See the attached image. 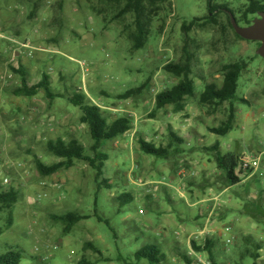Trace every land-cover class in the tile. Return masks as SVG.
<instances>
[{
    "label": "rangeland",
    "instance_id": "obj_1",
    "mask_svg": "<svg viewBox=\"0 0 264 264\" xmlns=\"http://www.w3.org/2000/svg\"><path fill=\"white\" fill-rule=\"evenodd\" d=\"M216 2L235 12L247 4L246 0ZM123 6L106 0H0V27L6 35L13 32L21 42L46 43L61 53L49 56L51 60L24 56L18 60L31 84L41 81L43 74L50 76L53 99L43 91L33 98L17 97L15 92L22 85L12 71L17 69L11 62L12 44L0 40V52L6 60L11 57L0 63V193L9 189L6 180L19 192L12 211L0 215V254L20 252V264H149L135 258L148 244L166 255L163 264H186L180 257L193 242L204 244L203 238L194 240L193 235L203 229L200 221L210 213L207 210L199 216L205 204L190 206L208 190L201 185L206 173L202 168L217 177L214 159L205 149L219 143L222 154L250 158L264 151V59L256 54L257 44L237 39L223 15L213 26L185 32L184 23L208 15L207 0H169L156 4L160 10L147 26L145 46L135 52L129 39L136 31L133 15L115 20ZM188 55L194 96L181 99L180 113L173 106L157 110V94L177 83L164 67L185 64ZM241 61L248 63V69L238 83L235 121L227 136H217L211 130L224 124L230 106L202 105L200 98L207 85L222 87L224 66ZM145 83V92L136 99H117ZM75 91L87 95L109 122L120 116L133 119L132 131L103 149L109 157L104 186L85 162L61 172L66 176L57 184L62 186L49 185L36 167L38 159L46 165L58 162L46 145L60 138L78 140L91 154L93 142L88 127L80 122L82 112L68 100ZM171 133L184 138L186 145L170 161L139 151L140 141L167 147ZM261 165L260 174L264 173V156ZM181 168L195 172L196 177L180 185L177 172ZM247 180L233 187L234 191L244 188ZM215 182L220 190L227 188L219 178ZM151 184L158 191H150ZM233 193L222 197L224 206L209 223L212 231L217 229L205 238L214 243V261L264 264V219L245 215L242 201L235 199L236 209L231 208ZM38 194L43 195L40 202L31 205L29 199ZM123 194L133 199L119 201ZM221 211L229 216L224 218ZM69 213L89 219L65 234V226L54 217ZM200 256L211 264L208 253Z\"/></svg>",
    "mask_w": 264,
    "mask_h": 264
},
{
    "label": "trees",
    "instance_id": "obj_2",
    "mask_svg": "<svg viewBox=\"0 0 264 264\" xmlns=\"http://www.w3.org/2000/svg\"><path fill=\"white\" fill-rule=\"evenodd\" d=\"M107 2L115 5H124L115 20L121 19L127 14H132L136 31L129 34L133 46V51H139L144 48L148 36L147 26L149 25L155 11L160 9L156 7L158 2L165 3L169 0H106ZM246 6L240 11L235 12L227 4H218L216 0H207L208 15L202 19L195 18L189 23L183 24L185 32L192 31L193 29H203L217 24L218 19L223 15L226 19L228 27L234 32L229 14H232L241 27L251 26L254 19L258 14L264 13V0H246ZM153 8V10L150 9ZM235 37L242 40L235 32ZM258 48L260 43H256ZM189 56V57H188ZM187 56L185 64L169 63L164 67V71L172 75L177 83L170 88H166L156 96L157 110H163L167 107L173 106L176 113L183 111L181 99L183 97L191 98L195 94L194 82L191 79L190 69V55ZM248 69V63L241 61L233 64L226 65L223 70V83L222 87L218 88L214 85H207L203 94L201 95L200 102L202 105H209L220 107L225 103L230 106L228 118L224 124L218 129H212V134L225 137L232 130L233 123L236 117V110L234 102L237 101L238 83L243 73ZM15 74L20 76L21 88L15 92L17 97L33 98L38 92H44L46 96L53 99L51 90V78L48 74H43L41 81L31 84L27 79V71L23 66L18 69L12 70ZM147 88L145 83L141 87L129 90L117 97L120 101L134 100L142 95ZM62 98V97H61ZM71 105L79 108L82 112L80 122L87 126L92 139V146L90 148V155L86 154L84 146L78 140L71 139L66 142L63 139L56 141H49L46 145L48 154L52 155L58 162L53 165H46L37 160V170L43 178L52 177L63 170L72 169L76 162H85L90 168L96 172V179L100 181V185L104 186L107 182L104 179L105 164L108 162L109 157L103 149L106 144L118 140L120 137L125 136L133 129V119L131 116H120L109 122L102 109L89 100L87 95L83 92L75 91L68 96ZM246 103L247 101H242ZM186 145L184 138L177 134L171 133V142L167 147H156L153 144L140 141L139 151L146 155L170 161L172 157L183 153L180 149ZM205 149V148H204ZM208 154L214 159L216 166L217 177L227 188L235 187L241 183L242 172L240 170V159L242 156L233 153L222 154L221 145H215L205 149ZM185 152V151H184ZM203 153V152H202ZM253 173V171H250ZM111 189V188H109ZM19 199V192L13 188H9L0 193V215L12 211ZM133 199L129 194H123L118 198L123 203ZM244 214L251 217L253 220L261 221L264 219V210L262 205L252 203L244 206ZM89 219L88 216H82L74 213H69L64 216H55V222H61L64 227V233L68 234L72 228L79 222ZM247 240V239H246ZM214 243L207 239L204 244L199 245L196 242L192 243V248L197 253H208L211 264H216L212 255ZM258 260V255H253ZM137 261H148L149 264H163L166 260V255L161 252L158 246L148 244L135 254ZM186 264H192V260L188 256V252L180 257ZM22 259L21 253L18 251L10 250L5 255L0 254V264H20ZM82 264H85L83 261Z\"/></svg>",
    "mask_w": 264,
    "mask_h": 264
},
{
    "label": "crops",
    "instance_id": "obj_3",
    "mask_svg": "<svg viewBox=\"0 0 264 264\" xmlns=\"http://www.w3.org/2000/svg\"><path fill=\"white\" fill-rule=\"evenodd\" d=\"M12 34H13V32H12ZM16 37H18V36H16ZM10 58L6 60V57L4 56V54L0 52V63H3V62L4 63H7V62H9ZM21 66H23V65H21ZM1 74H2V69L0 68V83L2 81ZM0 104H1V98H0ZM114 110L115 109H109V111H114ZM128 134L129 133H127L125 135V137ZM197 135L200 137L199 134H197ZM222 149H223V147H222ZM240 156H244V155H240ZM261 166H260V168L258 170H256L253 173H251L249 175V177H247V178L245 177V180L248 179L247 180V183L243 186L244 188L239 187V189L237 191H234V188L233 187L226 188L225 190H220V185L218 183L216 184V182H215L216 181V177L213 176V172L212 173H208V169L207 168H202L204 170V172H206V173H205V175H203V176H205L204 177V180L205 181H204V183L201 182V185L204 184V186L208 187V190L206 191V195L203 196V198H201L202 196L200 197V201H198L199 196H197V197L195 196L196 197V200H195L196 202L193 203L190 206L195 207V206H199L200 204H202V205L205 204V205H207V207L205 206L204 208H201L199 210V216H204V214H207V210H208V212H210L209 213V216H211V215L213 216V214H214V212L216 210L219 211L224 206L223 205L224 203L222 202V197L224 195H226V194L227 195L230 194L231 192H234L235 193V196H231L230 201H229L230 202V205H231V208H235L236 209V206L234 205V200L235 199L238 200V201H242V203L240 204V206H243L244 203H245L244 206L246 204H248V203H256V204L263 205L264 204V173H261L260 174V169L262 168ZM214 174L217 175L216 166H215ZM64 176H66V175L60 172V173H58V174H56V175H54L52 177L46 178V180L49 181V183H48L49 185H51L52 183H55L56 182V186H62V184L58 185L57 183H60L61 181L59 179L61 177L63 178ZM183 180H186V179H183ZM183 180L182 179L179 180L178 183L180 185H182L183 184ZM63 181H64V179H63ZM176 181L174 180V182H176ZM209 187H211V188H209ZM241 191L242 192L244 191L245 193H242ZM261 195H262V197H261ZM214 199H217V201L214 202L213 201ZM211 204H213V206H211ZM227 211H221V215L224 218L229 216V214L227 213ZM206 216L204 217V220H201L200 221L201 225H202V223L206 224V222H205ZM211 227L212 226L207 225V232L209 233V235L212 234L213 232L217 231L216 228H215L216 230H213L212 231L211 230L212 229ZM203 239L206 240L205 238H203ZM258 256H259V258H258V260H259L260 259V255H258ZM200 258H201L202 261H206L207 262V260L204 259V258H202L201 256H200Z\"/></svg>",
    "mask_w": 264,
    "mask_h": 264
},
{
    "label": "built area",
    "instance_id": "obj_4",
    "mask_svg": "<svg viewBox=\"0 0 264 264\" xmlns=\"http://www.w3.org/2000/svg\"><path fill=\"white\" fill-rule=\"evenodd\" d=\"M0 40L3 41H8L12 44V48H11V53H12V59L11 62L13 63V65L18 69L20 67V62L18 60H20V58L22 56L28 58V59H47V60H51L49 56H54V55H58L61 53L58 51V49L53 48L52 46L48 45V44H37L34 43L31 40H25L24 42H21L17 39V37L15 35L12 34V36H8L6 35L2 28L0 27ZM81 66L83 67L84 65L81 64ZM85 72H87V70H85ZM31 114H33V112H31ZM69 134H72V132L70 131ZM264 156V151L261 152L257 158H250V157H246L245 155L241 157L240 159V170L242 172L241 175V183L245 182V175H250V171H256L260 168L261 166V159ZM177 176L180 179H191L194 178L196 176L195 172L193 171H188L184 168H181L180 170H178L177 172ZM161 184V183H159ZM4 185L7 188H11L12 182L6 180L4 181ZM149 185V184H147ZM24 185H22L23 188ZM140 186H143L142 183H140ZM150 186V185H149ZM25 187V186H24ZM150 191L156 192L158 191V187H156L154 184H151V189ZM43 197V195L38 194L35 198H31L29 199V203L31 205H37L41 198ZM214 202L217 201V199L213 200ZM211 216L208 217V219L206 220V224L203 227L202 230H200L197 234L193 235V238H195L194 240H199L201 238H206L209 233L207 232V225H209L210 220H211ZM166 222H169V219H166ZM228 244H230V242H228ZM188 256L189 258L192 260V264H210L209 262L206 261H202L200 258V254L197 253L192 247H189L188 250Z\"/></svg>",
    "mask_w": 264,
    "mask_h": 264
},
{
    "label": "water",
    "instance_id": "obj_5",
    "mask_svg": "<svg viewBox=\"0 0 264 264\" xmlns=\"http://www.w3.org/2000/svg\"><path fill=\"white\" fill-rule=\"evenodd\" d=\"M234 32L244 41L260 43L257 49V56L264 59V13L258 14L251 26L241 27L234 16L229 14Z\"/></svg>",
    "mask_w": 264,
    "mask_h": 264
}]
</instances>
